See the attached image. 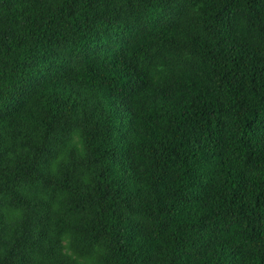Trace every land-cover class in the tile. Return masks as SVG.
<instances>
[{
    "label": "trees",
    "instance_id": "16d2710c",
    "mask_svg": "<svg viewBox=\"0 0 264 264\" xmlns=\"http://www.w3.org/2000/svg\"><path fill=\"white\" fill-rule=\"evenodd\" d=\"M0 264H264V0H0Z\"/></svg>",
    "mask_w": 264,
    "mask_h": 264
}]
</instances>
